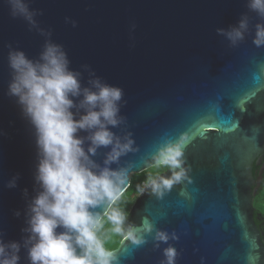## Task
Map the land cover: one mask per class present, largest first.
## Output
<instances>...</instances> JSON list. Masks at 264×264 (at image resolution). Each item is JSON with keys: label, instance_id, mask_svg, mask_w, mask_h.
<instances>
[{"label": "water", "instance_id": "1", "mask_svg": "<svg viewBox=\"0 0 264 264\" xmlns=\"http://www.w3.org/2000/svg\"><path fill=\"white\" fill-rule=\"evenodd\" d=\"M30 7L40 10V27L64 46L71 68L84 71L87 64L124 90L125 122L114 131H130L135 140L136 150L120 160L130 166L126 188L131 174L154 166L151 155L163 141L185 138L189 179L161 197L144 185L129 221L175 232L179 239L168 243L178 251L176 264H202L201 258L203 264H264L252 205L263 168L255 176L252 167L264 152V47L253 44L254 31L236 46L216 32L248 12L246 0H30ZM249 15L254 24L255 13ZM44 40L0 0V233L6 241H22L23 190L28 198L35 194L33 138L6 95L7 45L35 58ZM87 78L84 71V83ZM16 173L17 186L7 188ZM146 235L139 246L122 238L113 250L119 264H160L167 245L156 248L154 232ZM20 255L27 264L24 248Z\"/></svg>", "mask_w": 264, "mask_h": 264}, {"label": "clouds", "instance_id": "2", "mask_svg": "<svg viewBox=\"0 0 264 264\" xmlns=\"http://www.w3.org/2000/svg\"><path fill=\"white\" fill-rule=\"evenodd\" d=\"M13 18H22L30 30L45 38L38 56L8 44L10 79L6 95L13 98L30 129L35 146L33 171L34 195L24 210L25 235L22 241H6L0 233V264H20L21 248L27 264H119L116 253L106 246L100 232L107 222L111 231L139 246L153 234L156 248L166 244L160 264H176L178 251L168 242L178 235L144 221L138 226L129 221L117 206L129 181L130 166L120 164L121 157L135 151L129 131L120 134L125 122L121 114L124 90L97 76L87 64L84 71L70 67L64 46L51 39V30L40 27V10L30 0H5ZM248 12L237 23L219 27L230 46L253 33L252 42L264 47V0H246ZM249 12L255 13L253 24ZM73 27L76 21L65 18ZM135 28V24L131 25ZM185 138L163 141L152 153L156 167L171 170L168 176H149L145 187L158 197L183 179H189L183 159ZM101 157V159H97ZM117 167L113 168L112 165ZM19 173L6 181L15 188ZM21 215L19 210L14 213ZM202 264H203V258Z\"/></svg>", "mask_w": 264, "mask_h": 264}, {"label": "trees", "instance_id": "3", "mask_svg": "<svg viewBox=\"0 0 264 264\" xmlns=\"http://www.w3.org/2000/svg\"><path fill=\"white\" fill-rule=\"evenodd\" d=\"M263 166L260 173V182L259 186L256 190L255 195L252 199V205L254 207L253 217L255 220V224L258 230L261 233V239L264 243V152L261 160L260 166L253 165L252 170L255 172V176L259 174L260 168ZM167 167H156L151 166L146 170H143L139 173H134L130 175V182L128 187L125 189L123 196L118 201L117 206L120 207L127 215L129 214V210L131 205L133 204L136 196L146 184L147 178L149 176H158L160 173L167 170ZM101 238L104 239L106 246L111 250H114L118 247L121 242L123 236L117 235L111 231V225L105 222L101 232Z\"/></svg>", "mask_w": 264, "mask_h": 264}, {"label": "snow or ice", "instance_id": "4", "mask_svg": "<svg viewBox=\"0 0 264 264\" xmlns=\"http://www.w3.org/2000/svg\"><path fill=\"white\" fill-rule=\"evenodd\" d=\"M241 110H242V111H246V108H242Z\"/></svg>", "mask_w": 264, "mask_h": 264}]
</instances>
